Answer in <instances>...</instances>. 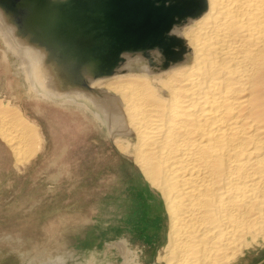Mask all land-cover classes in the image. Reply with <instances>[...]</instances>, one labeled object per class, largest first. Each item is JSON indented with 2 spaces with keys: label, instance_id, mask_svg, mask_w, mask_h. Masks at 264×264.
Wrapping results in <instances>:
<instances>
[{
  "label": "bare ground",
  "instance_id": "1",
  "mask_svg": "<svg viewBox=\"0 0 264 264\" xmlns=\"http://www.w3.org/2000/svg\"><path fill=\"white\" fill-rule=\"evenodd\" d=\"M14 1L15 12L0 6L3 58L15 57L30 96L81 110L133 160L132 206L155 234L141 253L133 242L147 239L131 222L134 239L113 240L89 264H112L110 256L124 264L127 255L130 264H244L264 255V0H181L191 14L174 23L169 50L125 52L106 76L71 59L84 41L57 28L63 0ZM59 38L75 43L62 48ZM0 138L16 166L44 143L3 100Z\"/></svg>",
  "mask_w": 264,
  "mask_h": 264
},
{
  "label": "rangeland",
  "instance_id": "2",
  "mask_svg": "<svg viewBox=\"0 0 264 264\" xmlns=\"http://www.w3.org/2000/svg\"><path fill=\"white\" fill-rule=\"evenodd\" d=\"M4 49L0 40V100L36 124L44 143L36 157L16 166V156L0 138V264H48L57 258L89 264L94 254H106L113 240L134 239L131 222L147 239L133 242L143 253L156 239L144 233L139 208L132 206L136 193L126 180L135 173L133 160L124 159L81 110L30 96L15 57L4 59ZM110 257L112 264L122 263ZM262 262L264 255L248 256L244 264Z\"/></svg>",
  "mask_w": 264,
  "mask_h": 264
},
{
  "label": "water",
  "instance_id": "3",
  "mask_svg": "<svg viewBox=\"0 0 264 264\" xmlns=\"http://www.w3.org/2000/svg\"><path fill=\"white\" fill-rule=\"evenodd\" d=\"M0 6L12 12L18 7L14 0H0ZM187 9L181 0H63L57 8V28L73 30V35L84 41L79 44L87 55L78 51L79 45L71 59L96 63L99 69L95 75L106 76L125 52L156 48L167 52L168 33L177 20L191 14ZM58 41L63 45L55 42L56 46L62 48L75 43L65 38Z\"/></svg>",
  "mask_w": 264,
  "mask_h": 264
},
{
  "label": "crops",
  "instance_id": "4",
  "mask_svg": "<svg viewBox=\"0 0 264 264\" xmlns=\"http://www.w3.org/2000/svg\"><path fill=\"white\" fill-rule=\"evenodd\" d=\"M123 229H125V226H123ZM119 231V230H118ZM114 233H115V231H114ZM111 235V234H110ZM113 235V234H112ZM133 235V234H132Z\"/></svg>",
  "mask_w": 264,
  "mask_h": 264
}]
</instances>
